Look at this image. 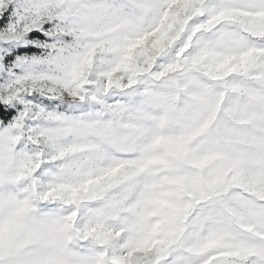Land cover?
<instances>
[{"label": "snow or ice", "instance_id": "obj_1", "mask_svg": "<svg viewBox=\"0 0 264 264\" xmlns=\"http://www.w3.org/2000/svg\"><path fill=\"white\" fill-rule=\"evenodd\" d=\"M0 264H264V0H0Z\"/></svg>", "mask_w": 264, "mask_h": 264}]
</instances>
